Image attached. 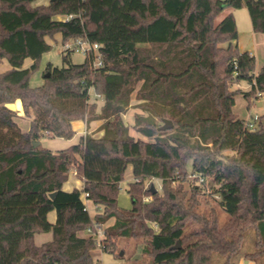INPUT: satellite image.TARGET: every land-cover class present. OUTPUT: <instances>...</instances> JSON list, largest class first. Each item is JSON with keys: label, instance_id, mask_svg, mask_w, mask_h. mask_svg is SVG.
<instances>
[{"label": "trees", "instance_id": "obj_1", "mask_svg": "<svg viewBox=\"0 0 264 264\" xmlns=\"http://www.w3.org/2000/svg\"><path fill=\"white\" fill-rule=\"evenodd\" d=\"M35 1L0 0V62L10 64L0 70V264H94L97 247L120 256L132 243L149 257L133 264H262L264 114L250 128L234 106L239 94L249 107L264 95V66L257 70L256 56L238 47L227 10L247 7L264 34V0ZM55 34L99 43L103 65L94 66L92 52L82 63L65 52L68 64L50 63L33 87L30 76ZM241 82L250 89L233 88ZM91 88L103 97L100 107ZM17 100L31 118L27 131L9 106ZM132 106L146 113L135 115L133 128L147 139L123 119ZM165 119L173 126L163 130ZM78 120L102 121V135L88 132L60 150L34 145L72 138ZM129 165L132 206L123 209L118 192ZM73 173L83 185L65 190ZM151 178L161 193L146 187ZM84 193L103 211L91 216ZM249 231L254 250L243 253ZM44 232L52 239L36 244Z\"/></svg>", "mask_w": 264, "mask_h": 264}, {"label": "rangeland", "instance_id": "obj_2", "mask_svg": "<svg viewBox=\"0 0 264 264\" xmlns=\"http://www.w3.org/2000/svg\"><path fill=\"white\" fill-rule=\"evenodd\" d=\"M51 0H36L33 5H42V4H48ZM227 11H232L234 14V17L236 19L237 23V29L239 33V38L236 41L238 47L241 51H249L252 54L256 56L257 60V70H260L264 66V34L261 32H256L253 29L252 20L250 17V13L247 9V7L242 8H236V9H228ZM49 42L51 43L52 47L50 51L43 54L42 58L39 61V67L37 70H35L31 76H30V84L33 87H37L42 85L45 82V70L47 66L52 63L54 66L62 67L68 64V62L65 60L64 55L66 54L64 49V44L66 42H75L77 39H70L63 41L60 34H55L53 37H48ZM85 46H87L85 44ZM86 55L82 51H71V54L69 55V59L73 63H82L85 61ZM32 64L31 59H26L25 61V67H29ZM10 68V64L7 61L0 62V70L5 71L6 69ZM233 88H241L242 90H249L250 85L247 82H241L239 84H234ZM90 98L91 101H96L98 104V107H100L104 100L103 97L99 94H96L94 89H90ZM264 95H261L258 93L257 96L252 98L250 107L249 102L244 98L243 94H239L236 96V104L234 106V110L236 113H238L239 117L245 119V120H254V117L257 115L264 114ZM139 101L137 99L132 100V104H137ZM12 104V108L17 109L20 108L22 110V105L19 100L15 101ZM20 110L19 115L17 116L16 120L20 123L22 129L24 131H27L30 128V120L31 118L27 117L22 113ZM137 113L146 114L140 107L132 106L130 109L123 115L124 121L129 125V130L132 135H134L136 138H143L147 139L142 134L138 133L134 128L133 124L135 122V115ZM75 128L77 130V134L73 138H64V137H48L45 136L41 139V144L43 147H48L52 150H60L67 148L73 144H77L80 141L81 134L79 133V128L84 127V123L82 121H76ZM99 122H93L92 126L87 127L88 131L95 132L97 135L99 131L98 125ZM93 128V129H92ZM92 129V130H91ZM73 176H71L70 180L65 184L64 189L70 190L71 183L73 181ZM134 180L133 175V168L132 165H129L127 168V171L125 173V177L122 180L120 184V189L118 192V200L117 204L120 208L123 209H129L132 206V198L129 195L127 189L129 187V183ZM154 185L158 191L162 192V183L160 179L157 178H151L147 181L146 187L151 188V186ZM204 198V197H203ZM151 197L148 195L145 197V200H150ZM201 204V209L207 208L208 205L205 203V199ZM211 203V201H210ZM215 204V203H212ZM87 207L91 214V216H95L97 213L96 210V204H94L92 201H87ZM99 207V212L103 211L102 206ZM220 210V221L224 222L228 219V214ZM98 212V213H99ZM57 218V212L55 210L51 211L49 213V220L51 222H55ZM114 219H111L107 222V225L112 224ZM52 238L51 232H44L39 233L35 237V241L37 244H42L47 240H50ZM254 232L249 231L246 234L244 245L242 248L243 253L249 252L254 250ZM134 243H132L127 248V253L125 256H119L112 252L105 251L104 249L97 247L94 250V257L97 261H100L102 264H133L135 261H140L143 259H149L148 256H145L142 254V245H140L138 248H134ZM134 253L131 255V253ZM121 250H118L120 254ZM261 263L264 264V257L261 259ZM239 264H256L255 261L242 258L240 260Z\"/></svg>", "mask_w": 264, "mask_h": 264}, {"label": "built area", "instance_id": "obj_3", "mask_svg": "<svg viewBox=\"0 0 264 264\" xmlns=\"http://www.w3.org/2000/svg\"><path fill=\"white\" fill-rule=\"evenodd\" d=\"M73 15H67L64 18L65 19H69L71 18ZM85 44L87 46H85ZM100 48V44L99 43H92L90 41H88L86 38H77V40L73 43V42H66L64 44V49L66 52L69 51H82L85 55L89 54L90 52L93 53L94 55V66L99 67L103 65V58H102V54L99 51ZM258 117L255 116L254 120H246V124L250 127V128H254L255 127V119ZM191 176H195V174H191ZM87 193L83 194L84 197V201L86 203L87 206V201L89 200L87 198ZM88 208V207H87ZM96 210L97 212H99V207L96 206ZM95 226L97 227L96 230V235L98 239H101L104 235H105V229L103 225H99L98 223L95 224ZM87 233H94L95 231H93V229L91 227H89L86 231ZM94 264H102L100 261H97Z\"/></svg>", "mask_w": 264, "mask_h": 264}, {"label": "crops", "instance_id": "obj_4", "mask_svg": "<svg viewBox=\"0 0 264 264\" xmlns=\"http://www.w3.org/2000/svg\"><path fill=\"white\" fill-rule=\"evenodd\" d=\"M251 54H252V53H251ZM253 55H254V54H253ZM19 101H20V100H19ZM20 102H21V101H20ZM11 105H12V104H9L10 107H12ZM21 105H22V103H21ZM13 109H14V108H13ZM15 110H17L18 113H20V110H21V109H20V108H17V109H15ZM21 111H22V113H23V108H22ZM78 121H82V122L84 123V125H85L83 128H82V127L79 128V129H80V130H79V133L81 134V136L86 135L88 132H92V131H88V130H87V129H88V128H87L88 126H87V124H86L85 121H83V120H78ZM75 122H76V121H75ZM75 122H74V123H75ZM94 122H99V124H98L99 126H100L101 123H102V121H94ZM92 125H93V122L90 124V126H92ZM99 126H98V127H99ZM74 128H75V124H74ZM92 129H93V128H92ZM92 129H91V130H92ZM75 131H76V133H75V135H76V134H77V130H76V128H75ZM75 135H74V136H75ZM101 135H102V131H99L97 135L95 134V136H101ZM74 136H73V137H74ZM73 137H72V138H73ZM40 141H41V140H40ZM71 176H73L74 178H73V181H72V183H71V188H70V190H72V189H74V188H81L82 185H83L82 180L79 179V178H77V177L75 176V173H73ZM71 176H70V178H71ZM70 178L68 179V181L70 180ZM68 181H67V182H68ZM67 182H65V184H66ZM65 184H64V187H65ZM64 187H63V188H64ZM85 233H86V232H84L83 234H85ZM36 235H37V234H36ZM35 237H36V236H35ZM51 239H52V238H51ZM51 239H50V240H51ZM47 241H49V240H47ZM47 241H45V242H47ZM36 244H37V243H36ZM38 245H40V244H38Z\"/></svg>", "mask_w": 264, "mask_h": 264}, {"label": "water", "instance_id": "obj_5", "mask_svg": "<svg viewBox=\"0 0 264 264\" xmlns=\"http://www.w3.org/2000/svg\"><path fill=\"white\" fill-rule=\"evenodd\" d=\"M51 1H52V0H51ZM48 76H49V72L45 74V77H48ZM172 126H173V122H172V120H170V119H165V120H164V124L162 125L161 129H163V130H165V129H169V128H171ZM40 144H41V141H40V140L34 142V145H35V146H38V145H40ZM150 189H151V191H152L153 193H157V192H158V189H157L154 185H152ZM179 246H180V242H177V244L174 245L173 248H178ZM120 255H121V256L124 255V250H121V251H120Z\"/></svg>", "mask_w": 264, "mask_h": 264}]
</instances>
